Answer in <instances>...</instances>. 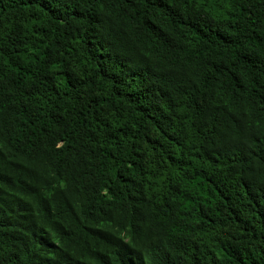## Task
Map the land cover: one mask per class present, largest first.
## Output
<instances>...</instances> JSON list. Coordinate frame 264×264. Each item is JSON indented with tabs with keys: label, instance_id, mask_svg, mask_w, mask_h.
Wrapping results in <instances>:
<instances>
[{
	"label": "trees",
	"instance_id": "obj_1",
	"mask_svg": "<svg viewBox=\"0 0 264 264\" xmlns=\"http://www.w3.org/2000/svg\"><path fill=\"white\" fill-rule=\"evenodd\" d=\"M0 264H264V0H0Z\"/></svg>",
	"mask_w": 264,
	"mask_h": 264
}]
</instances>
